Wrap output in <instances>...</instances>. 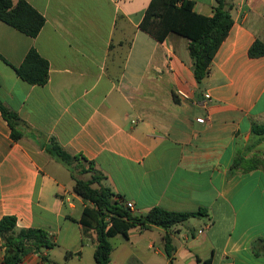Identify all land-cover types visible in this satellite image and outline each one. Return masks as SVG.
Listing matches in <instances>:
<instances>
[{
  "label": "crops",
  "instance_id": "obj_1",
  "mask_svg": "<svg viewBox=\"0 0 264 264\" xmlns=\"http://www.w3.org/2000/svg\"><path fill=\"white\" fill-rule=\"evenodd\" d=\"M26 1L46 19L37 37L0 20V103L24 121L14 140L0 111V220L45 229L55 246L20 264H95L96 233L79 222L87 204L47 152L53 141L94 161L136 214L207 211L116 235L110 264H171L167 233L172 264H264V140L252 133L264 123V55H249L264 45V0H232L234 24L201 83L187 38L140 28L151 0ZM192 1L213 15L216 0ZM31 49L49 62L43 86L15 71Z\"/></svg>",
  "mask_w": 264,
  "mask_h": 264
},
{
  "label": "trees",
  "instance_id": "obj_2",
  "mask_svg": "<svg viewBox=\"0 0 264 264\" xmlns=\"http://www.w3.org/2000/svg\"><path fill=\"white\" fill-rule=\"evenodd\" d=\"M232 8V0H216L213 15L205 16L196 12L195 2L192 0H151L140 28L159 42L165 41L171 32L187 38L195 78L201 83L208 77L213 58L234 24ZM0 20L30 37H37L46 23L45 17L26 0H18L16 4L13 0H0ZM249 55H264V45L255 42ZM49 70V62L35 49H31L22 64L15 67L22 80L38 86L47 84ZM0 111L11 128L12 138L20 139L23 136L21 127L24 121L2 103ZM252 133L264 140V123L254 124ZM47 152L70 171L75 180V193L87 204L79 222L85 229H93L96 233L95 264H110L113 251L111 238L118 234L127 236L132 229L147 230L154 226L168 231L190 218L207 215L204 209L175 212L160 207H154L146 214H136L124 197L104 185L106 176L96 168L94 161L69 153L55 141L47 147ZM256 162L264 166V158ZM243 164L244 160L239 158L235 168ZM253 166L252 163L248 164L246 170ZM77 174H88L90 177L79 178ZM163 240L165 252L172 264L175 250L173 240L168 233ZM261 242L264 243V240ZM54 246L49 231L45 229H19L14 215H6L0 220V248L5 249L6 264H20L28 255L41 253Z\"/></svg>",
  "mask_w": 264,
  "mask_h": 264
},
{
  "label": "built area",
  "instance_id": "obj_3",
  "mask_svg": "<svg viewBox=\"0 0 264 264\" xmlns=\"http://www.w3.org/2000/svg\"><path fill=\"white\" fill-rule=\"evenodd\" d=\"M115 2H119V0H115ZM178 96L182 97V98H187V95L185 93H183L182 91H178L177 92ZM208 101H209V96L206 97V106L208 105ZM199 122H203L204 119H197ZM130 207V205H128ZM200 233H202V231H200Z\"/></svg>",
  "mask_w": 264,
  "mask_h": 264
},
{
  "label": "rangeland",
  "instance_id": "obj_4",
  "mask_svg": "<svg viewBox=\"0 0 264 264\" xmlns=\"http://www.w3.org/2000/svg\"><path fill=\"white\" fill-rule=\"evenodd\" d=\"M79 178H88L90 175L86 174V175H80V174H77Z\"/></svg>",
  "mask_w": 264,
  "mask_h": 264
}]
</instances>
